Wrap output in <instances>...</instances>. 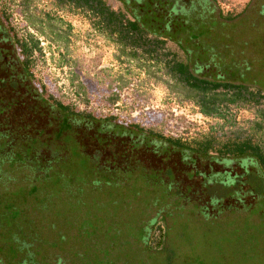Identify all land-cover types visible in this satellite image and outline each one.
<instances>
[{
  "label": "rangeland",
  "instance_id": "rangeland-1",
  "mask_svg": "<svg viewBox=\"0 0 264 264\" xmlns=\"http://www.w3.org/2000/svg\"><path fill=\"white\" fill-rule=\"evenodd\" d=\"M105 1L130 16L123 0ZM144 1L146 9L157 7V0ZM163 6L162 13L179 17L181 44L168 39L159 55L139 50L138 58L97 28L91 11L59 0H0L16 38L37 43L32 89L45 88L75 112L73 124L57 126L50 119L55 110L38 107L28 93L20 114L0 118L45 128L23 150L10 148L20 136L0 134V218L9 221L8 234L29 236L23 253L46 251L53 264H264V172L253 157L217 154L228 141H262L255 125L264 98L230 101L231 91L207 114L200 93L165 66L168 51L187 60L197 54L183 48L203 50L210 57L196 69L244 73L249 90L264 93V0H165ZM3 108L0 116L9 110ZM134 124L146 134L130 132ZM97 130L103 143L114 137L128 147L138 139L150 153L96 149L98 164L88 170L84 151L94 152ZM157 136L192 145L211 139L214 148L201 155ZM61 139L71 140L62 152ZM58 156L61 162H50ZM8 239L5 254L13 258L18 245ZM5 254L0 264L9 263Z\"/></svg>",
  "mask_w": 264,
  "mask_h": 264
},
{
  "label": "trees",
  "instance_id": "trees-1",
  "mask_svg": "<svg viewBox=\"0 0 264 264\" xmlns=\"http://www.w3.org/2000/svg\"><path fill=\"white\" fill-rule=\"evenodd\" d=\"M59 1L64 3L68 2L74 4L76 7H81L82 9H85L87 11H91L93 15L97 18V20H95L94 22L97 28L105 30L107 33H109L111 37H114L116 39L115 40L116 43L121 45L123 50L129 48L130 51H132L131 55L133 57L139 58L138 55L139 50H141L142 53H148L152 56L154 54L159 55V52L161 53V51H163L166 41H168V39H172L177 43H179V40H181L180 37L174 35L175 33L178 32L176 31L173 32L174 31L173 29L176 28L175 23L179 17L171 16L170 13L167 15L168 17L165 16V19L167 18L166 20L168 26L167 31H158V30L152 31L148 27H146L147 23L143 21V18L139 16V14L136 13L135 9L132 8V6L129 3H127L125 0L123 1L126 3L128 7V13L130 14V16L122 10H118V11L114 10L111 6H109L106 3L105 0H59ZM140 1H144V0H140ZM8 19H10L9 16ZM225 19L226 18H224L223 16L221 17V20H225ZM18 41H20L22 54L24 55V69H23L24 74L26 77H29L31 79L33 78L31 55L35 47H37V43L33 44V46H29L27 42H23L19 39ZM187 49L189 51L196 52L197 54L196 57L193 56L191 59L188 58L187 60L184 59L181 60L176 52L168 51L167 54H165L167 56V60L165 61V66L168 68L170 75L173 78H175L179 83L184 84L191 90H195L198 94L200 93L201 95L200 102L203 106L204 111L207 114L217 112V109L219 108L218 102L221 95L227 98V95H229L231 91H232V95L230 96V98H227L230 101L245 100L248 102H255L259 104L261 100L264 98V93H262V90L259 89L256 91L249 90L250 87L247 86V82L243 79V76H241V74L244 73H240L235 78L234 76L229 74L230 72L229 69L225 74H222L217 70H214V72H210L212 71L211 69L210 71L208 70L209 71L208 73H204L202 70H198L200 69L201 65L206 64V61H208L206 59H208V57L210 56L202 54L203 50L200 51L198 49L197 52L195 49H191L190 47L183 48V50L185 51V53H187V55H188ZM196 67L198 69H196ZM42 89L45 90V88L43 87ZM219 89H223V91L217 93ZM40 100L45 105H49V108L54 109V105L52 104L53 103L52 101L54 100L51 97H49L47 100H44L43 98H41ZM69 107L70 106L56 102V109L57 110L59 109L62 112L61 121H69L70 123L69 114L72 113L73 116L75 112L73 108H69ZM87 117L91 118L92 116L89 114V116ZM261 117L262 120L256 123L255 128L257 133L261 137H263L262 141L260 140L255 141L252 136L246 137L243 140L228 141L224 143L222 147L217 150V154L222 157L225 156L253 157L258 161L260 167L264 172V108L261 111ZM111 118L114 120L117 119L115 116H111ZM57 125H61V124H57ZM43 127L44 126L40 125L36 127L32 132H30V130H27L26 127L18 124H0V134L13 132L17 136H20L16 138L12 143H10L11 144L10 148L14 149L18 147L20 148L19 150H23V149H27V147H30L29 140L32 134H34L35 132H39L41 135L43 134L41 132V130L43 131L45 129ZM131 127L134 128L135 130L134 132L139 135L146 133L143 131L142 127H140L138 124L131 125ZM71 129L72 130L74 129L73 125L71 126ZM149 134L150 136H152V132H149L148 135ZM157 137L163 138L162 136H157ZM59 139L60 136H58L57 140L60 141ZM163 139L173 143L179 148L182 147L192 148L195 149L197 152L205 155L210 154L211 150L214 148V141L211 139L202 142H195V145H192L190 142L181 141L179 139H172V138H163ZM61 140L63 141L60 142L57 149H61L62 152L63 149H68L66 147H68L67 145L70 143L71 140H68V142L67 140L64 141V139ZM21 142L22 145L20 144ZM38 142L39 143L43 142V144L46 143L44 140H42V138H40ZM49 142L50 139H48L47 143ZM72 142L74 143L75 141L73 140ZM2 143L3 142L0 141V144ZM17 144L21 146L20 147L13 146ZM84 152L87 154L85 158H83L84 162H86L87 169L92 170L93 167H96L98 164L95 161L98 155H96L95 152H87V151ZM58 157L59 158L56 157L54 160H50V162L51 163H53L54 161L61 162V160H63L64 158L62 156H58ZM50 162L41 163L40 165L44 166L45 164H48ZM125 168H129V166H126L123 169ZM1 221L2 220L0 218V236H1L0 261L3 260L2 254H5V251L7 253L8 251L9 244L7 241L9 240L8 239L9 236L12 237L13 239L12 241L16 245H18V247L16 251L17 254L15 257L11 258L8 257L7 254H5L7 261L10 258V261L7 264H39L38 262H41L42 264H53L54 262H56L55 259L50 260L47 258L46 251L38 250L35 251V253L32 252L23 253L21 251V247L26 246L25 242H27V239H30L29 236H25L24 234L21 235L20 237L19 233L17 232L16 233L13 232L11 235L8 234L7 230L10 227L8 226L9 221H7V223L5 222L2 223ZM61 257L64 256H60L59 258H57V260L58 261L62 260Z\"/></svg>",
  "mask_w": 264,
  "mask_h": 264
},
{
  "label": "flooded vegetation",
  "instance_id": "flooded-vegetation-1",
  "mask_svg": "<svg viewBox=\"0 0 264 264\" xmlns=\"http://www.w3.org/2000/svg\"><path fill=\"white\" fill-rule=\"evenodd\" d=\"M125 1L129 3L132 6V8L135 9L136 13L139 14V16L143 18V21L147 23L146 27H148L150 30L167 31L168 29V26L166 23L167 18L165 19V16H167L169 13H167L166 15L164 14L167 10H164L163 11L164 13H162L163 8H165L163 6L165 4V0H157L155 3L157 7H155L154 11H151L150 9L145 8V5H144L145 1H140V0H125ZM157 23L160 25H156ZM176 28L173 29L174 30L173 32L176 31L179 33L180 29L176 30ZM180 34L181 33L179 34L175 33L174 35L177 37H180ZM13 50L17 52L13 53ZM23 69H24V55L22 54L20 41H18V38H16V31L11 26L10 20L8 19V15L5 13L4 9L0 7V74H4V76H0V108H1V111L6 110L3 107H6L7 109H9L5 111V113H1L2 117L0 116V118L3 119L2 122H5V120L7 119H11L12 117L8 118V116L10 115L17 116V114H20L19 108L20 106L26 105L28 98H25V94L28 95V93L31 94L30 96L32 98H34V100L36 101V105H38V107H42V108L48 107L49 109V105H45L40 100L41 98H43L44 100H47L49 96L44 94L43 89H36V88H34V90L32 89L33 85L35 84V80L33 78L30 79L29 77H26ZM22 88L24 89V92L22 91ZM21 92L24 94H22ZM52 102L51 103L54 105L55 111H53V113L50 112L51 113L50 119H52L53 120L52 122L57 125V124H60V121L62 118V112L59 109L57 110L56 103L54 101ZM27 109H30V107H27ZM50 109H53V108H50ZM71 117H72V113L69 114V118H70L69 120H70V123L73 124L71 122ZM110 122H114V121H110ZM36 123L37 124H18V125L24 126L27 128V130H30V131L32 130L31 128H33L34 130L36 127L40 125L43 126L42 124H39L38 121ZM129 129H130V132L135 134L134 128L130 126ZM102 134L103 132H101L100 130H97V132H95L92 136V139L94 141H92L91 143L95 145L94 152L97 149L103 153L104 150L107 151L108 149H110L111 151L115 148H119V146H123L125 148L124 149L125 151H123L122 153L120 151L118 153L121 156L127 155V153L128 154L135 153L137 155L138 154L141 155V152L143 151L150 153V150L148 149L150 147H148V145L146 144L143 145L142 142L137 141L138 139L132 141L128 147H125L119 141V139L114 138V137L111 138L108 144L103 143L104 141H102L103 140L101 136ZM145 134L146 133H144L143 135ZM165 141L170 145L169 147L171 148L173 147L175 149H188L192 152H197L195 149L183 148V147L179 148L173 143L167 140ZM97 147H100V149L102 150H100ZM154 154L158 156L156 152ZM201 155H205V154H201ZM117 156L118 155H113V157H117Z\"/></svg>",
  "mask_w": 264,
  "mask_h": 264
}]
</instances>
